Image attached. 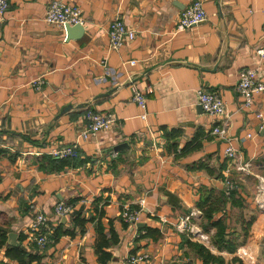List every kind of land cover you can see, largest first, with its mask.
<instances>
[{"label":"crops","instance_id":"1","mask_svg":"<svg viewBox=\"0 0 264 264\" xmlns=\"http://www.w3.org/2000/svg\"><path fill=\"white\" fill-rule=\"evenodd\" d=\"M50 1L9 0L0 16V231L7 234L0 264H23L8 255L16 246L29 254L25 264H101L99 229L109 239L108 264L133 254L147 255L140 264H217L205 263L188 240L224 264H264V92L247 107L237 89L243 69L264 83L257 53L264 0H203L207 19L182 30L181 15L196 0H64L84 17L83 35L71 39L66 27L45 21ZM116 18L136 36L113 50L108 32ZM135 88L150 90L146 120ZM201 89L226 103L223 136L213 132L223 119L199 104ZM88 109L120 123L84 139ZM74 142L75 165L40 168L43 156ZM229 145L235 158L225 153ZM211 190L225 191L214 217L223 218L234 252L226 241L217 245V227L205 228L198 202ZM59 202L72 207L65 221L54 212ZM125 205L139 212L136 224L124 220ZM37 212L54 228L45 246L28 234Z\"/></svg>","mask_w":264,"mask_h":264},{"label":"built area","instance_id":"2","mask_svg":"<svg viewBox=\"0 0 264 264\" xmlns=\"http://www.w3.org/2000/svg\"><path fill=\"white\" fill-rule=\"evenodd\" d=\"M9 7V0H0V16H3L6 10ZM264 14V9L262 10ZM44 19L47 23L50 24H59L64 26L66 24L76 25L84 24V17L82 11L79 7L69 4L64 0H51L46 8ZM207 19V12L204 8L203 0H196L193 4L187 7L178 22V29H186L192 26L201 24ZM109 40L110 48L113 50H118L124 46L126 41H132L136 32L133 29L127 27L125 22L116 18L109 26ZM257 53L260 57L264 58V47L259 48ZM132 63H135L132 60ZM34 85L38 88L41 87L43 80H35ZM237 89L243 100L244 106H251L254 98V94L257 92H264V83L258 82L256 79V71L252 69H243L240 73V77L237 83ZM150 93V90H133L132 99L137 103L141 109L140 116L143 119H147V94ZM199 104L202 106L203 110L213 116L220 117L223 119L220 126H216L213 130L214 133H217L221 136L225 135L227 132L226 126L228 125L227 118V107L226 103L222 97L212 91L199 90L198 91ZM258 117H262V114L259 113ZM85 118L87 121L86 128L81 132L82 138H87L91 134H94L98 130H109L115 125H118L120 122L114 114L102 113L95 111L93 109H88L85 112ZM251 134H247L241 138V142L246 141ZM79 148V143L74 142L63 148L54 150L51 152V155L57 158H66L69 156L75 155L77 149ZM226 155L230 158H235L237 155L236 150L232 145H229L226 148ZM230 189L233 187V184H229ZM71 205L65 202H59L55 206V214L58 218V221L62 220L64 217L71 213ZM122 216L124 220L128 223L136 224L140 220L139 212L131 211L130 208L125 205L122 209ZM28 234L33 238L40 246H45L47 243L53 241L54 228L49 218L42 212H37L34 215L32 222L30 223ZM147 260V255H137L133 254L128 256L123 262V264H140Z\"/></svg>","mask_w":264,"mask_h":264},{"label":"trees","instance_id":"3","mask_svg":"<svg viewBox=\"0 0 264 264\" xmlns=\"http://www.w3.org/2000/svg\"><path fill=\"white\" fill-rule=\"evenodd\" d=\"M172 134V133H171ZM4 150H0V156L1 153ZM79 158V150L77 149L75 155L69 156L66 158H57L54 157L53 155H48V156H43V162L40 166L41 169H45L47 171H53V172H59L64 169H66L69 166H73L76 164L77 160ZM230 192L232 195L236 193L235 189L231 190ZM210 194L206 198H202L198 202V207L201 209L203 212L204 217L208 220L207 224H205V228H210V227H217L218 231L216 234V243L217 245L221 246L224 241L227 242L226 248L229 252H234L236 250L235 245L233 242L229 239L225 238V225L223 223V218H218L215 219L214 215L216 212L220 211L223 208V205L226 201V194L225 191H218V190H211L207 192ZM211 195H215V199H211ZM231 195V196H232ZM75 222L76 224H83L85 222V219L80 216V212H78L75 215ZM62 226V223H60ZM59 225V226H60ZM60 226V227H61ZM152 229L147 228V232L150 233ZM59 231H56V234ZM69 233H72V231H66ZM99 233L101 235L98 243H97V251L99 253V259L101 264H108L109 260L111 259V253L105 250V247L109 245V239L107 238V233L101 231L99 229ZM147 233V234H148ZM24 237V235H22ZM111 238L115 240V242H118V238L115 236L113 232H111ZM7 241V234L6 232H1L0 231V246L5 244ZM188 243L195 252L203 259L205 263H217V264H224V260L222 259L221 256H218L216 254H213L209 248H207L205 245L197 243V242H191L188 240ZM8 255H11L13 258L17 259L19 262L25 264V257L29 255L25 248L22 246H16V247H11L8 250ZM33 257V256H30Z\"/></svg>","mask_w":264,"mask_h":264},{"label":"water","instance_id":"4","mask_svg":"<svg viewBox=\"0 0 264 264\" xmlns=\"http://www.w3.org/2000/svg\"><path fill=\"white\" fill-rule=\"evenodd\" d=\"M66 27V31H67V37L69 39L71 38H79L83 35L84 33V26L82 24H76V25H71V24H66L65 25ZM67 218L64 217L62 220L65 221ZM139 225H142L144 226L145 224H139ZM16 238H17V234L16 233H10L9 234V241H10V244H15L16 243Z\"/></svg>","mask_w":264,"mask_h":264}]
</instances>
